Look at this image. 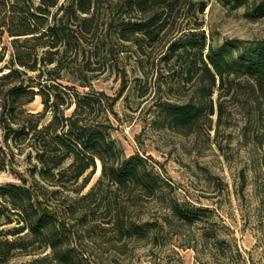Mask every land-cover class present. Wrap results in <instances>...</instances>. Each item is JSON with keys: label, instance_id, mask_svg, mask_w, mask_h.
Instances as JSON below:
<instances>
[{"label": "trees", "instance_id": "obj_1", "mask_svg": "<svg viewBox=\"0 0 264 264\" xmlns=\"http://www.w3.org/2000/svg\"><path fill=\"white\" fill-rule=\"evenodd\" d=\"M214 1L228 10L243 9L247 20L264 19V0ZM208 2L114 0L110 12L101 15L97 0H0V40H8L0 50V138L7 150L0 147V167H12L14 151L32 155L27 178L13 172L18 182L0 183V223H16L0 229V264H8L18 249L27 254L47 249L54 264H101L79 249V228L93 246L107 243L97 240L95 219L88 221L101 210L102 230L120 244L117 249L157 244L169 233L179 236V228L199 224L201 232L185 249L205 248L212 264L258 263L245 257L234 238L224 237L225 226L214 219L213 209L178 198L150 157L124 154L110 137L118 97L96 91L87 74L101 68L125 76L120 56L131 44L135 69L145 74V61L146 74L154 75L151 89L160 97L152 106L160 126L184 136L208 130L213 116H222L223 98L232 101L242 84L248 89L244 104L252 105L264 125V38L213 45L197 18ZM179 86L185 93L175 94ZM146 91L142 97H149ZM35 98L40 112L28 109ZM97 162L99 178L75 198ZM84 201L86 209L79 210ZM141 203L153 205L157 217L135 218ZM260 213L264 220V208Z\"/></svg>", "mask_w": 264, "mask_h": 264}, {"label": "rangeland", "instance_id": "obj_2", "mask_svg": "<svg viewBox=\"0 0 264 264\" xmlns=\"http://www.w3.org/2000/svg\"><path fill=\"white\" fill-rule=\"evenodd\" d=\"M113 3L114 0H97L99 14L110 12ZM191 12L186 16L190 17ZM197 18L207 40L213 45L229 39L264 38V19L247 20L241 8L228 10L209 0ZM7 41L6 37L0 40V50ZM126 46V51L120 56L125 76L118 71L101 68L87 73L93 78L91 84L96 91L118 97L113 107L115 116L110 115L113 126L111 139L126 156L139 153L143 157H150L156 162L155 170L170 180L178 198L213 209L214 219H221L225 226L222 231L224 237L227 240L234 238L245 257L251 256L257 264H264V261H260V257L264 256V220L260 213L264 208V125L254 117L251 104H244L248 89L242 84L232 101L230 96L223 98L226 101H223L222 116L218 119L214 115L208 130L199 129L187 136L178 134L156 121L152 105L160 95L151 89L154 75L146 74L149 65L145 61L142 62L145 74L135 69L136 54L131 53L134 47L131 44ZM108 58L113 61V57ZM60 83L73 86L78 92L88 91L65 80ZM123 85L125 87L121 91ZM145 88L149 95L147 98L141 96ZM183 93L185 87L179 86L175 91V94ZM28 109L40 112L42 105L39 98H35ZM0 147L7 151L1 144V138ZM28 152L14 151L12 167H0V183L18 182L13 172L28 177V170H32V155L28 158ZM99 169L97 162V169L86 188L76 196L72 193L69 196L79 198L85 194L99 178ZM55 198L62 201L63 194H56ZM83 209H86L85 201L79 204V210ZM101 211H96L95 217L91 215L88 221L95 219L94 224L98 227L94 233L101 244L107 242L104 247L93 246L83 233L84 229L79 228V235L83 238L79 249L97 258L101 264H212L205 248L197 247V253L191 248H184L193 244L191 240L201 232L202 225L179 228V236L169 233L157 244L127 243L125 247H119L122 249H117L120 244L115 245L110 240L109 232L102 230L106 225L100 221L98 212ZM129 212L132 214V211ZM156 212L153 205L141 203L135 208L134 217L142 221L152 220L157 217ZM14 226L15 222L0 223V229L4 231ZM8 264L54 263L49 259L47 249L39 250L36 254H27L18 249Z\"/></svg>", "mask_w": 264, "mask_h": 264}]
</instances>
